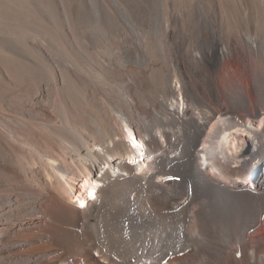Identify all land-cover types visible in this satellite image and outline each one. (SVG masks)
<instances>
[{
  "label": "bare ground",
  "instance_id": "1",
  "mask_svg": "<svg viewBox=\"0 0 264 264\" xmlns=\"http://www.w3.org/2000/svg\"><path fill=\"white\" fill-rule=\"evenodd\" d=\"M175 1L159 25L136 6L137 70L88 63L34 0H0V264H264L258 18Z\"/></svg>",
  "mask_w": 264,
  "mask_h": 264
},
{
  "label": "rangeland",
  "instance_id": "2",
  "mask_svg": "<svg viewBox=\"0 0 264 264\" xmlns=\"http://www.w3.org/2000/svg\"><path fill=\"white\" fill-rule=\"evenodd\" d=\"M34 2L36 14L39 11L52 14L60 19V26L68 28L72 47H76L74 49L79 51L88 63L98 65L96 58H100L104 62L111 60L133 65L137 70L138 66L133 63V54L138 37L136 30L133 32V27L135 28V26L132 18L137 22L144 21L145 18L138 15L136 6L140 5L146 15L148 16L149 14L147 21L152 18L155 25H159L161 19L159 13L166 8L164 5L165 0H53V2L34 0ZM175 2L177 9H184L187 12L199 9V12L207 13L209 16L214 3L213 0H202L200 4H198L199 0H176ZM216 2L221 6L222 14L236 15L229 18L233 21L231 28L235 23H238L247 9H249L250 13L256 15L258 27L253 30V36L258 38L260 45H264V0H216ZM245 4L248 8L243 6ZM127 15L130 17H127ZM97 17L105 19L107 29L104 32L99 33L96 31ZM193 18V15H190V21H184V32L187 35L197 36L196 32L191 33V30H197L198 28V26H195L196 19ZM203 20L210 21L205 18ZM84 26L89 27L90 34H86ZM27 30L29 32L28 35L32 38L43 33V30L36 26H30ZM215 32H221L218 21H215ZM50 33L55 35L54 30H50ZM121 34L127 35L128 39L119 45L112 44L115 38L117 41L118 36ZM166 69L168 74L172 73L168 64ZM222 72L223 69L220 67L218 74H222ZM238 82L241 83L239 80ZM67 92H69V88L66 85ZM128 141L131 144V140L128 139ZM239 145L242 144L239 142ZM202 163L205 164L204 161ZM83 204L79 202L80 206Z\"/></svg>",
  "mask_w": 264,
  "mask_h": 264
}]
</instances>
